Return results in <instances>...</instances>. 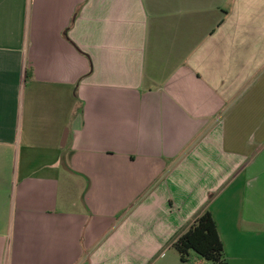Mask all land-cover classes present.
Segmentation results:
<instances>
[{
	"label": "crops",
	"instance_id": "crops-1",
	"mask_svg": "<svg viewBox=\"0 0 264 264\" xmlns=\"http://www.w3.org/2000/svg\"><path fill=\"white\" fill-rule=\"evenodd\" d=\"M206 211L264 264V0H0V264H214Z\"/></svg>",
	"mask_w": 264,
	"mask_h": 264
},
{
	"label": "trees",
	"instance_id": "trees-1",
	"mask_svg": "<svg viewBox=\"0 0 264 264\" xmlns=\"http://www.w3.org/2000/svg\"><path fill=\"white\" fill-rule=\"evenodd\" d=\"M174 246L183 261L194 252L214 264L226 263L217 223L209 211L195 218L188 231L176 239Z\"/></svg>",
	"mask_w": 264,
	"mask_h": 264
}]
</instances>
